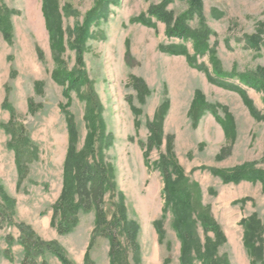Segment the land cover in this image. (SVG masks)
<instances>
[{"label":"rangeland","instance_id":"rangeland-1","mask_svg":"<svg viewBox=\"0 0 264 264\" xmlns=\"http://www.w3.org/2000/svg\"><path fill=\"white\" fill-rule=\"evenodd\" d=\"M201 1L206 25L213 32L210 49L227 77L221 81L239 85L254 109L264 115L262 93L237 81L238 76L264 68L263 51L249 49L244 40L264 24V0ZM162 2L49 0L46 11L43 0H0V188L7 198L6 202L0 198V206L9 218L0 219V264L22 263L20 227L29 228L42 242L56 243L71 264H109V243L94 229V211H80L77 225L64 236L49 225L51 207L63 189L69 146L63 107L76 131L78 153L88 134L87 95H93L101 107L105 130L102 145L96 140L94 148L102 167L110 168V187L102 200L107 222L125 218L137 228L135 248L125 231L118 232L120 264H180V241L172 227L171 208L163 210L164 185L156 167L165 154L167 138L191 195L193 216L208 214L224 236L214 259L218 264H251L243 245L242 222L254 218L261 225L258 242L263 254L262 261L253 264H264L262 186L224 183L217 174L248 163L264 169V121L253 119L237 93L210 83L197 69L204 64L214 77L208 56L197 58L196 66L183 56H170L161 47L182 42L168 40L163 23L154 18L153 26L132 21L151 17L148 10ZM186 9L185 3L175 0L166 11L177 16ZM196 24L192 21L189 26L195 29ZM57 29L61 30L60 53L52 46ZM185 46L192 55L191 43ZM126 50L130 65L125 62ZM57 58L63 62L64 74L86 79L83 86L71 90L67 83L61 87L54 81ZM132 77L148 87L143 102L131 86ZM196 96L208 109L194 127L188 110ZM157 112L163 115V145L145 160L141 144H146V126ZM13 148L20 151L18 158ZM154 222L162 228L161 240ZM195 226L196 240L203 247L204 239L214 236L204 235L199 223ZM192 255L193 264H202ZM42 261L61 264L44 249L36 263Z\"/></svg>","mask_w":264,"mask_h":264},{"label":"trees","instance_id":"trees-1","mask_svg":"<svg viewBox=\"0 0 264 264\" xmlns=\"http://www.w3.org/2000/svg\"><path fill=\"white\" fill-rule=\"evenodd\" d=\"M175 0H163L158 7H151L148 10V14L151 16L146 18L141 16L137 19L132 20L142 24L143 26H153L151 23V18H154L157 22L164 24L165 36L168 40H179L181 44H172L169 46L161 47V51L170 56H183L186 61L192 65H197V58L203 59V57L208 56L214 69V77L209 73L207 67L203 65H198V70L204 72L207 80L215 85H219L223 89L228 91H234L243 100L245 107L250 112L251 116L256 121H264V115L259 114L258 111L252 106V102L248 99L245 91L234 83L227 84L224 83L222 77H226L221 69L219 68L218 62L215 60L214 52L210 49L209 39L213 36V32L206 25L204 13H202V1L201 0H178L187 5L186 11L182 12L180 15H174L171 12L166 11L168 5L172 4ZM44 10L47 11L49 0H43ZM196 21V28L193 29L189 26V23ZM48 32L52 35L51 25L47 24ZM56 29V28H55ZM61 30H55V35L52 38V46L56 48L58 53L63 50L61 46ZM261 35H264V24H260V30L256 35L245 36L247 47L254 50L255 52L263 51L264 54V39ZM60 39V40H59ZM85 40L83 37L82 41ZM190 42L192 46L191 55L185 44ZM79 50L78 52H80ZM80 54V53H79ZM126 64L130 65L131 58L128 50L124 54ZM81 56H78V60L81 62ZM58 71L53 73L54 81L59 86H64L66 83L68 88L71 90H76L77 87H81L86 82V79L77 75H68L62 72L63 62L57 58L56 60ZM237 81L242 86H247L258 93H262L264 97V68L257 67L255 71L247 72L244 75L238 76ZM131 86H133L139 100L142 102L149 95L148 87L142 82V80L132 77ZM87 102V110L85 113V122L87 123V139L85 142V147L76 152L75 138L76 131H74L73 122L71 117L65 111L67 131H68V149L65 155V161L63 165V182L62 191L60 196L57 198L55 203L52 205L51 210V220L50 228L57 231L59 236H64L72 231V228L78 223V213L94 211V229L99 232V234L107 240L109 243V264H120V244L118 243V232L125 231L128 243L135 248V234L137 228L132 224L128 223L125 218L122 222L120 220L114 219L107 222V217L103 210V197L105 196L110 185V168L106 169L102 167L101 158L96 155V150L94 148V142L98 140L100 146L101 139L104 136V124L101 121V107L97 102H95L93 95H87L85 98ZM264 100V99H263ZM208 107L203 99L200 97H195L194 101L191 103L188 110V116L192 121V125L195 127L202 117V115L207 111ZM163 115L159 112L156 113L153 122H149L146 126L148 130V139L146 144H141L144 149L145 160L147 156L153 149H159L163 145V132L160 128ZM166 151L165 154L161 155L160 159L156 163L158 171L161 173L162 183L164 189L162 195L165 197V203L163 210L171 208L173 213V223L174 231L176 233L178 241H180V264H193L194 256L199 259L202 264H218V261L214 259V253L216 250L223 245L225 242L224 236L221 233L218 226H216L210 219L209 215H194L195 209H192L191 195L187 190L186 184L184 183V176L182 171L177 168L174 163V156L172 155V142L169 138L165 140ZM108 145L109 142L107 143ZM15 149V148H13ZM95 149V150H94ZM15 155L18 158L20 156V151L15 149ZM145 165H148L145 162ZM20 166V165H19ZM216 174V173H215ZM218 177L222 179L224 183H240V182H252L259 183L262 186V192L264 193V169L258 170L253 168V165L248 163L246 165L235 167L234 170L224 173H217ZM176 176V179H173ZM0 198L5 202L7 198L0 188ZM0 219H8L5 210L0 206ZM124 223V226L121 227ZM199 223L204 235L212 233L214 238H205V244L200 247L198 240H196V226ZM154 228H156L159 240L163 238L162 228L159 222L153 223ZM244 226L243 233V245L248 253L251 264L255 263L257 260L262 261L263 250L258 241L261 238L258 232L261 229V225L254 219L250 218L242 222ZM22 236L19 237L18 244L23 248L24 256L21 264H37L36 259L42 253V249L49 252L52 256L59 260L61 264H71L68 259H65L62 252L56 243H45L33 236V233L29 231L27 227H20ZM8 260L10 256L4 254ZM86 258V257H85ZM40 264H46L42 261Z\"/></svg>","mask_w":264,"mask_h":264}]
</instances>
